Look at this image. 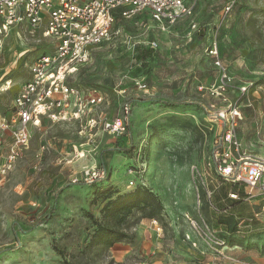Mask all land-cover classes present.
Listing matches in <instances>:
<instances>
[{
	"label": "rangeland",
	"instance_id": "1",
	"mask_svg": "<svg viewBox=\"0 0 264 264\" xmlns=\"http://www.w3.org/2000/svg\"><path fill=\"white\" fill-rule=\"evenodd\" d=\"M186 3L190 14L164 29L146 15L119 22L113 30L119 33L68 79L107 96L110 117L129 120L123 135L95 128L89 136L74 122L28 127L27 145L0 175V264H229L212 255V240H224L225 254L241 264H264L258 198L227 200L230 188L212 169L234 109L243 152L264 159V0ZM47 44L40 33L7 36L0 52L2 111ZM138 46L153 51L144 64L135 60ZM12 142L5 137L0 161ZM131 181L144 182L161 201V234L135 210L119 228L122 241L92 245L97 223L107 222L101 214L107 200L95 192L125 194ZM185 216L208 230L194 233Z\"/></svg>",
	"mask_w": 264,
	"mask_h": 264
},
{
	"label": "built area",
	"instance_id": "2",
	"mask_svg": "<svg viewBox=\"0 0 264 264\" xmlns=\"http://www.w3.org/2000/svg\"><path fill=\"white\" fill-rule=\"evenodd\" d=\"M191 10L186 0H0V52L7 36L19 35L21 30L33 39L40 33L49 47L28 64V79L18 86L17 94L5 110L0 109V146L6 136L13 139L9 157L0 161V175L11 168L12 160L27 145L29 126L74 122L80 124L79 133L89 136L95 128L123 135L128 118L110 117V109L105 107L106 95L97 90H81L68 83L69 77L89 62L95 48L119 33L113 31L119 21L145 14L158 28L164 29L189 15ZM155 46L153 43L151 48ZM221 73L225 78L224 70ZM236 115L234 109L224 121L212 169L217 176L243 189L245 202L256 197L260 200L261 212L254 214L257 218L264 212V159L243 152L235 131ZM129 185L135 186L133 181ZM228 198L239 200L236 193H229ZM185 217L194 233L208 230L203 221L200 227L198 221ZM149 223L161 234L159 220L152 219ZM225 249L224 240L211 241L210 252L214 257L229 264H241L225 254Z\"/></svg>",
	"mask_w": 264,
	"mask_h": 264
},
{
	"label": "trees",
	"instance_id": "3",
	"mask_svg": "<svg viewBox=\"0 0 264 264\" xmlns=\"http://www.w3.org/2000/svg\"><path fill=\"white\" fill-rule=\"evenodd\" d=\"M152 53V49H144L138 46L135 49V60L139 64H144L145 61L151 57ZM214 174L222 185L229 186L230 191L226 194L227 200H229V193H236L238 194L239 200L233 201V203H247L244 201L246 194L244 193L243 189H241L237 184L225 181L221 177L217 176L215 172ZM95 194L97 197H103L105 200H107L101 210V214L104 220L107 222H104V224L95 222L98 225L97 230L92 236V245L94 246H106L110 248L115 243L122 241L126 235L121 232L119 228L125 223L127 217H129L135 210L143 212L144 216L148 220H160L162 217L163 205L161 201L155 194L148 190V188L142 182L136 183L130 192L125 194L115 193V190L112 188H108L107 190L98 189ZM115 194L116 197L112 200ZM213 207L216 209V211L212 209ZM213 207L211 206L210 209L215 213L223 215V217L227 215L226 209L218 210V208L215 206ZM109 221L115 222L117 228H113L109 224ZM58 253L60 256H62L60 252Z\"/></svg>",
	"mask_w": 264,
	"mask_h": 264
},
{
	"label": "crops",
	"instance_id": "4",
	"mask_svg": "<svg viewBox=\"0 0 264 264\" xmlns=\"http://www.w3.org/2000/svg\"><path fill=\"white\" fill-rule=\"evenodd\" d=\"M252 201H253V200H251V201L249 202V204H251V203H252ZM258 201L260 202V200H259V199H258ZM259 205H260V204H259ZM242 264H243V263H242Z\"/></svg>",
	"mask_w": 264,
	"mask_h": 264
}]
</instances>
